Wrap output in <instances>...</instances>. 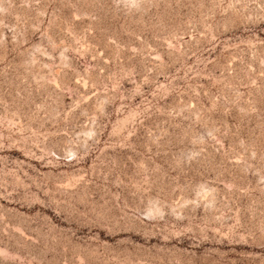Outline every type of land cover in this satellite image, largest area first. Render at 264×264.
<instances>
[{"label": "rangeland", "instance_id": "374dc122", "mask_svg": "<svg viewBox=\"0 0 264 264\" xmlns=\"http://www.w3.org/2000/svg\"><path fill=\"white\" fill-rule=\"evenodd\" d=\"M0 264H264V0H0Z\"/></svg>", "mask_w": 264, "mask_h": 264}]
</instances>
